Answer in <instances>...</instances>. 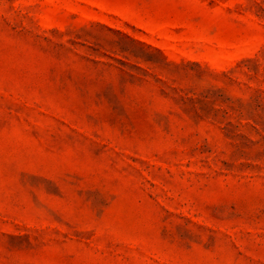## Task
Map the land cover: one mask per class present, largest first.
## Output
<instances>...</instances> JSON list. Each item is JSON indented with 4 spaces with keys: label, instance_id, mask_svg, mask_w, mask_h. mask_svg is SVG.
<instances>
[{
    "label": "rangeland",
    "instance_id": "1",
    "mask_svg": "<svg viewBox=\"0 0 264 264\" xmlns=\"http://www.w3.org/2000/svg\"><path fill=\"white\" fill-rule=\"evenodd\" d=\"M0 264H264V0H0Z\"/></svg>",
    "mask_w": 264,
    "mask_h": 264
}]
</instances>
